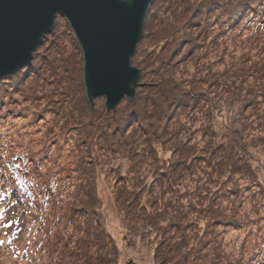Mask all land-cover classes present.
<instances>
[{
    "label": "trees",
    "instance_id": "1",
    "mask_svg": "<svg viewBox=\"0 0 264 264\" xmlns=\"http://www.w3.org/2000/svg\"><path fill=\"white\" fill-rule=\"evenodd\" d=\"M131 60L92 107L57 15L0 75V264H264V0H153Z\"/></svg>",
    "mask_w": 264,
    "mask_h": 264
},
{
    "label": "water",
    "instance_id": "2",
    "mask_svg": "<svg viewBox=\"0 0 264 264\" xmlns=\"http://www.w3.org/2000/svg\"><path fill=\"white\" fill-rule=\"evenodd\" d=\"M153 0H0V75L30 60L57 15L64 17L81 48L82 82L92 105L97 96L114 109L135 97L140 70L135 46Z\"/></svg>",
    "mask_w": 264,
    "mask_h": 264
},
{
    "label": "rangeland",
    "instance_id": "3",
    "mask_svg": "<svg viewBox=\"0 0 264 264\" xmlns=\"http://www.w3.org/2000/svg\"><path fill=\"white\" fill-rule=\"evenodd\" d=\"M80 63H77L76 66L79 67ZM82 66H83V61H82ZM138 68V67H137ZM140 70V68H138ZM80 78L82 79V75L80 73ZM84 94H85V89H84ZM76 100L79 98V94L75 93ZM105 101V98H104ZM103 101V103H104ZM92 107L94 106V100L91 105ZM19 123V122H17ZM105 204H106V212L107 210L111 209L110 203L108 201V198L105 199ZM20 210L15 206L11 205L8 207H5L4 215L3 218L0 221L1 225V230H0V237L1 239H8L9 237L14 240V241H19L21 232H20V227H21V217L19 216ZM10 224L11 227H4L5 225ZM137 258V256L135 257Z\"/></svg>",
    "mask_w": 264,
    "mask_h": 264
},
{
    "label": "snow or ice",
    "instance_id": "4",
    "mask_svg": "<svg viewBox=\"0 0 264 264\" xmlns=\"http://www.w3.org/2000/svg\"><path fill=\"white\" fill-rule=\"evenodd\" d=\"M4 227H11V225H10V224H8V225H5ZM0 243H2V242H0Z\"/></svg>",
    "mask_w": 264,
    "mask_h": 264
}]
</instances>
